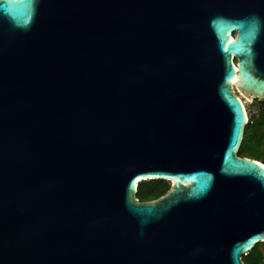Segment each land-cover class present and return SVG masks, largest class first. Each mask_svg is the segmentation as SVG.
Instances as JSON below:
<instances>
[{
  "label": "water",
  "instance_id": "1",
  "mask_svg": "<svg viewBox=\"0 0 264 264\" xmlns=\"http://www.w3.org/2000/svg\"><path fill=\"white\" fill-rule=\"evenodd\" d=\"M247 100L264 0H0V264H245Z\"/></svg>",
  "mask_w": 264,
  "mask_h": 264
},
{
  "label": "trees",
  "instance_id": "2",
  "mask_svg": "<svg viewBox=\"0 0 264 264\" xmlns=\"http://www.w3.org/2000/svg\"><path fill=\"white\" fill-rule=\"evenodd\" d=\"M254 101L259 110L245 125L238 155L256 159L264 164V100ZM169 186L170 183L166 180H143L140 185L138 184L136 197L140 201L156 199L164 194ZM260 243L242 256L245 264H264L262 253L258 249Z\"/></svg>",
  "mask_w": 264,
  "mask_h": 264
},
{
  "label": "rangeland",
  "instance_id": "3",
  "mask_svg": "<svg viewBox=\"0 0 264 264\" xmlns=\"http://www.w3.org/2000/svg\"><path fill=\"white\" fill-rule=\"evenodd\" d=\"M245 107L247 110V114H248V119H250L252 116H254L255 114H257L259 108L258 105L255 101H249L247 100V102L245 103ZM142 181L138 182V184L140 185ZM258 249L261 251L262 256H263V260H264V242H261L258 245Z\"/></svg>",
  "mask_w": 264,
  "mask_h": 264
},
{
  "label": "bare ground",
  "instance_id": "4",
  "mask_svg": "<svg viewBox=\"0 0 264 264\" xmlns=\"http://www.w3.org/2000/svg\"><path fill=\"white\" fill-rule=\"evenodd\" d=\"M140 182V181H137V183Z\"/></svg>",
  "mask_w": 264,
  "mask_h": 264
}]
</instances>
